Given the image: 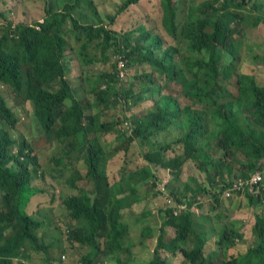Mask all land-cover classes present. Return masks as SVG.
<instances>
[{"label":"trees","instance_id":"16d2710c","mask_svg":"<svg viewBox=\"0 0 264 264\" xmlns=\"http://www.w3.org/2000/svg\"><path fill=\"white\" fill-rule=\"evenodd\" d=\"M41 1L45 6L43 18L33 25L14 22L2 11L10 1L0 0V84L15 98L32 104L38 127L56 147L50 157L56 170L72 169L66 176L72 190L62 196L60 189L59 197L58 185L41 170V156L26 138L17 140L10 133L19 115L0 89V264H29L44 251L47 264H66L65 255L61 258L57 246L45 240L42 228L53 221L60 224V237L66 236L63 228L70 221L68 239L72 245L87 246L81 264H96L100 251L111 264H170L161 257L162 250L173 256L181 252L189 264H264V212L256 215L249 233L234 220L225 223L213 237L215 247L209 254L205 252L207 223L196 222L203 209L201 197L210 198V215L223 206L228 183L239 177L248 179L258 171L264 176V83L258 79V71L264 70V53L256 48L258 53L244 61L249 42L242 32L247 25L254 29L264 23V3L122 0L111 23L117 18H135L137 25L119 33L103 23L96 0ZM146 3L148 15L136 16ZM139 5L142 9L135 12ZM146 21L156 25L160 34ZM97 51L100 56L95 55ZM96 61H104L107 68L93 77L85 76V66ZM121 62L124 73L130 71L126 76L132 72L139 81L138 92L125 90L128 80L120 75ZM140 68L148 69L139 73ZM70 70L79 74L76 84ZM92 92L96 98L91 103ZM145 93L151 102L147 112L130 113L123 107L112 119L129 124L132 138L141 143L151 141L143 156L153 167L172 166L180 171L195 159L206 175L203 179L189 175L182 181L183 190L172 183L168 191L171 202L159 208L164 213L160 223L143 225L153 213L147 208L142 223L137 226L133 221V229L137 226L142 236L156 237L149 260L145 259L147 247L144 256L138 258V252L124 243L133 231L124 211L150 195L140 193L145 176L134 182L144 173L140 169L126 172L120 167L110 177L99 141L101 134L111 132L116 125L107 121L103 109L120 98L124 105L130 97ZM189 105L191 109L186 108ZM184 116L187 122L175 142L183 150L180 153L160 134ZM157 136L163 142H152ZM168 150L176 154L169 160L165 156ZM81 162L86 164L84 170ZM146 169L155 177L153 170ZM152 182L162 194L156 189V181ZM259 189L256 195H244L251 201L264 200L262 183ZM38 194L48 195L49 206L39 210L45 221L31 206ZM60 209L64 211L58 214ZM216 216L225 220L222 212ZM238 243L247 248L228 255V249Z\"/></svg>","mask_w":264,"mask_h":264},{"label":"rangeland","instance_id":"374dc122","mask_svg":"<svg viewBox=\"0 0 264 264\" xmlns=\"http://www.w3.org/2000/svg\"><path fill=\"white\" fill-rule=\"evenodd\" d=\"M10 1V4L7 5V7H3L2 11H5V13L8 14L9 18L13 19L14 22H22L24 21L27 24H33L35 25L38 21V19L42 18H34L39 17L42 14H44V2L41 0H38L37 2L33 0H7ZM258 3L263 2L264 0H253ZM122 0H96V6L100 11L101 18H103V23L108 26L109 29H114L115 31L121 33L123 32L122 29H125V31L131 30L134 28L137 23L135 18L131 21H125L122 18H117L114 23H111V18H113L114 15H116L119 6L121 4ZM13 9H10L11 7ZM17 5V6H16ZM144 4H141L143 6ZM140 5L135 8V12L142 9ZM148 3L144 5V9L137 12L136 16L138 17H146L148 15ZM153 9H150L151 11ZM148 12V13H147ZM130 14V11L128 12V15ZM0 22H3L2 18L0 19ZM156 22V20H155ZM148 27L154 32L158 33L159 29L156 25H154L152 22L146 21ZM157 23V22H156ZM1 24V23H0ZM157 25H159L157 23ZM160 27V25H159ZM242 32H246V42L248 43V47L246 49V53L244 55L245 60L250 58L251 56L254 57L256 52V48L261 53H264V23H261L259 26L254 29H251L250 25H247L243 28ZM165 40H167L165 38ZM167 44H169V41H166ZM166 43L164 46L166 47ZM252 47V49H251ZM96 56H100L99 51L95 53ZM253 63L250 65L252 66ZM108 65L104 63V61H96L93 62L90 65L85 66L84 74L85 76H95L98 73H100L102 70L106 69ZM72 69V68H71ZM148 69V68H147ZM147 69L140 68L138 71L139 73L145 72ZM74 70H70V73L73 77V83L76 84L78 79L77 76L79 74H75L73 72ZM127 73H130L128 70ZM125 73V76L126 74ZM124 76V77H125ZM87 79V77H86ZM126 80L125 84V90L131 89L134 92H138L141 89V85L137 79H135L130 74L125 77ZM258 79L261 81L260 83H264V70L258 71ZM87 84H89V81H86ZM56 84V83H55ZM54 84V86H55ZM123 84V85H124ZM104 85V84H103ZM102 85V87H103ZM236 85V77L233 79V86ZM53 86V87H54ZM88 87H90L88 85ZM0 89L3 90L4 94L6 95L9 104L13 107L15 111H17L19 115V121L18 123L9 129L10 133L16 137L17 140L24 137L26 138L34 148L35 152L38 153L42 162V169L46 171V174L52 178L53 181L58 185V195L59 190L61 189L62 196L67 195L72 188L67 184L66 176H69V174L72 173L71 168H61L59 170H56L55 164L52 160H50V157L53 155L54 150L56 149L55 146L50 144L45 137V133L43 130H41L38 127V123L34 118L33 111H32V104L29 102L25 103L14 97V94L7 89L6 86H2L0 84ZM93 93V92H92ZM150 95L143 94L139 97L134 98L135 96H132L128 99V102L124 105H121V102L123 101L121 98L118 101H114L113 103H109V106L104 108V112L107 117L108 122H114L116 125L114 129L109 133H103L101 134V139L99 140L101 142L102 147L105 150V154L107 156V162H106V168L110 173V177H112L113 172L117 171L120 167H124L126 169V172L134 171L135 170H142L144 174H140V177L134 180L136 183L137 181L142 179V175L145 176L143 178V182L140 184V193L143 195L146 192H150L149 197H146L143 201L137 202L133 205L131 209L124 211V219L129 220L132 223V229H133V221H135V225L138 226L139 223H142V213L144 212V209H151L152 214L148 217H146V221H143V225L150 224L152 226H155L156 224L160 223L162 217L164 216V213L159 210L160 207L166 206L165 202H171L172 198L169 195L168 191L174 183V186H182V181L186 180L187 177L191 174H197L198 179L205 178V174L200 171V169L197 167V162L195 159H190L185 165L183 166L182 170H177L176 167L170 166V168H164L161 166L153 167L154 165L152 163H148L147 160H145V157L143 156V150H147L151 141H147V143H141L140 139L132 138L128 131L130 130V125L126 124L124 122L123 124L121 119L120 121H117L118 118H113V114H117L119 111L127 109L130 113H133L135 110H142L144 112H147L151 108V102L148 101V97ZM113 97V96H112ZM96 98L95 93L93 95H89V101L92 103V101ZM114 100H117V98H112ZM192 105L186 106V108L191 109ZM107 112V113H106ZM185 121L187 122L186 116H184L182 121H177L173 126L168 129L167 131H164V133L160 134L161 137L167 139V141L174 143L173 147L176 148V152H182L183 150L180 149L179 144L175 143L176 140L182 135ZM113 123V124H114ZM122 126V127H121ZM0 127H3L2 123L0 122ZM160 136L155 137L152 139V142L155 144H158L162 141V138ZM160 138V139H158ZM113 153L109 157V153ZM221 151H217V153H220ZM44 155H48L46 158ZM176 154L172 152V150H168L165 152V156L167 160L174 157ZM223 155V152H222ZM196 163V164H195ZM147 167L150 168V171L153 170L155 177L151 176V172H148ZM80 168L84 170L86 168V164L83 162L80 163ZM177 173L179 174V180H175L177 178ZM59 174V175H58ZM152 181H156V189L162 191L163 193L160 194L158 191L154 189V184ZM177 183V184H176ZM219 183V182H218ZM84 184V182H83ZM184 188L181 187V190ZM51 196V191L47 193ZM48 195H34L32 200L34 202L31 203V206L33 207V210H35L33 213L38 214L40 217L46 220V217L40 213V208L48 207L49 203L47 201ZM245 197V196H244ZM223 198V197H222ZM202 200V208L204 210L209 208V202L210 198L206 196L203 200V197H201ZM228 201V200H227ZM246 201V206L249 203V200L247 198H244L243 202ZM223 202V201H222ZM219 210L212 211V214L207 215V213H200L197 216L196 222L198 220H201L202 222H207V233H208V239H207V246L205 247V252L209 254L210 252H213V247H215V241L212 240L213 237L216 236V230L221 231L224 228L225 223H230L231 219L228 217L227 214H225V220L224 218H217V216H214L213 214H217L219 212L223 213V206L218 208ZM64 209H60L59 211L56 210L58 214L63 213ZM201 212V209L199 210ZM263 212V211H260ZM209 216L208 219L205 216ZM214 222L217 224L215 227L216 230L213 229L212 223ZM254 222L253 216L249 217L246 216L245 220H237L236 224H241V227L243 230H247L248 227L251 225V223ZM59 223V222H58ZM55 223L54 221L48 224L46 227H43L42 229H45V240L46 242L53 243L56 248V253L61 255H65V261L66 264H81V257L88 251L86 245H78L74 246L72 245L71 241L68 239V229H69V223L67 226H64L65 235L63 234L58 236L60 232V224ZM133 229L130 235L126 236L125 238V245L131 246L136 252H138V258L143 257V250L147 247L146 253H145V259L149 260V252L155 248L156 246V237L151 236L150 238L142 236L139 232L140 230ZM8 227V226H7ZM11 231H7L6 233L9 234ZM42 232V231H40ZM250 230H247V233H249ZM61 234V233H60ZM245 236H248L247 234ZM216 240V238H215ZM247 248V245H242V243H238L235 248H229L227 252L228 255L230 254H238L239 250H243ZM33 249V248H32ZM41 253V254H40ZM227 254V253H226ZM160 255L162 258H167L170 264H189L187 260H185V257L182 255L181 252H178L177 256H173V254L169 251L162 250L160 252ZM227 255V256H228ZM37 256V257H36ZM35 257L30 261L29 264H47L46 258L47 253L39 252L37 253ZM223 254L221 253V258ZM103 261V262H102ZM111 264L110 260H107V256H104L100 253L97 255L96 258V264ZM54 264V263H53Z\"/></svg>","mask_w":264,"mask_h":264},{"label":"crops","instance_id":"0c3cea01","mask_svg":"<svg viewBox=\"0 0 264 264\" xmlns=\"http://www.w3.org/2000/svg\"><path fill=\"white\" fill-rule=\"evenodd\" d=\"M39 17L42 18L43 16L41 15ZM244 196H245L244 194L240 193V194L233 196L228 201L224 200L222 202L223 203V213L228 215V217H226V219L230 218L231 220H234V222L236 223V219L243 221V220H245L246 216H249V217L253 216L254 221H255L256 215L258 213H261L260 211L264 212V200L257 201V199H255V200L251 201L247 198V200H249V203L246 206V201L243 202L244 198H246V196L245 197ZM218 208H220V207H218ZM218 208L216 209L217 211L219 210ZM209 210H210L209 208L206 210L201 209L200 213H207V215H208ZM200 213H198V214H200ZM210 214H212V211L210 212ZM207 215H205V216L208 218L209 216H207ZM213 215L216 216L217 214H213ZM203 223L206 224L207 222H203ZM211 223H212L213 229L216 230L215 227L217 226V224H215L213 221ZM253 223L254 222L251 223V225L248 227L247 230L252 231ZM236 225L239 226L241 224H236ZM247 230H243V231L247 232ZM217 232H218V230H216L215 233H217Z\"/></svg>","mask_w":264,"mask_h":264},{"label":"built area","instance_id":"2783aa9c","mask_svg":"<svg viewBox=\"0 0 264 264\" xmlns=\"http://www.w3.org/2000/svg\"><path fill=\"white\" fill-rule=\"evenodd\" d=\"M124 62H121L120 75L125 76L124 73ZM264 185V176L261 171L254 173L250 178L244 179L242 177L234 179V181L228 183L229 186L224 189V196L229 198L237 193H246L250 195H256L260 191V184Z\"/></svg>","mask_w":264,"mask_h":264},{"label":"clouds","instance_id":"9594fccd","mask_svg":"<svg viewBox=\"0 0 264 264\" xmlns=\"http://www.w3.org/2000/svg\"><path fill=\"white\" fill-rule=\"evenodd\" d=\"M237 194H240V193H237ZM237 194H235V195H237ZM242 194H246V193H242ZM235 195H233V196H235ZM247 195H250V194H247ZM232 196V197H233ZM232 197H229V198H227V197H224V199H223V201L224 200H229V199H231ZM71 227L69 226V229H70ZM69 229H68V232H69ZM66 258V257H65Z\"/></svg>","mask_w":264,"mask_h":264}]
</instances>
